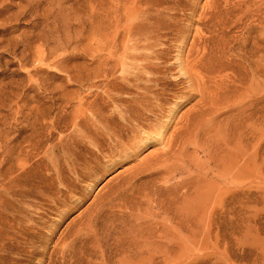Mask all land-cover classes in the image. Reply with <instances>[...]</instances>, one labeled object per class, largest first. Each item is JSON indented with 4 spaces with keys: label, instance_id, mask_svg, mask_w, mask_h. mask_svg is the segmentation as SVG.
Wrapping results in <instances>:
<instances>
[{
    "label": "rangeland",
    "instance_id": "1",
    "mask_svg": "<svg viewBox=\"0 0 264 264\" xmlns=\"http://www.w3.org/2000/svg\"><path fill=\"white\" fill-rule=\"evenodd\" d=\"M129 26L142 34L126 36ZM136 39L147 57L135 64L146 67L124 70ZM113 92L138 98L111 103ZM91 105L115 125L114 108L144 110L155 130L125 140L111 160L77 151L80 177L64 167L70 188L58 192L49 157L74 148L85 123L73 119ZM190 129L198 137L187 159L149 186L169 187V197L184 195L183 183L209 193L194 210L204 234L168 240L153 263L264 264V0H0V264H133L124 196ZM208 139L230 141L236 157L197 147ZM151 201L143 220L164 222ZM98 210L104 220L92 227Z\"/></svg>",
    "mask_w": 264,
    "mask_h": 264
},
{
    "label": "bare ground",
    "instance_id": "2",
    "mask_svg": "<svg viewBox=\"0 0 264 264\" xmlns=\"http://www.w3.org/2000/svg\"><path fill=\"white\" fill-rule=\"evenodd\" d=\"M133 19H135V18H133ZM129 25H130V23H129ZM128 28H129V31H126V32H128V34L126 35V33H125L126 36H128V35L129 36H136V35L138 36V35H141L142 31H143L142 26L137 27L136 29L131 28V26H129ZM208 41L209 40H207V42ZM139 42H140L139 39H136V41L134 43L129 42L130 44H127V42H126L124 53L122 52L123 53L122 60H121L122 63L120 64V65H122V68L124 70H128L127 69L128 67H130L132 69H143L146 67V65L135 64L137 59L147 57V56H144L141 52H137L138 50H140L142 48L141 45H139ZM178 62L180 63V61H178ZM179 66H180V71H182L180 64H179ZM125 81H126V79H125ZM125 95H126L125 97H122L121 93H119V92L109 93L108 94V100L111 103H116L119 101L129 102L130 99L138 98V97L134 98V97H132L131 94H128V93H125ZM81 109H83V106ZM146 110H149V109L146 108ZM202 112H204V111L202 110ZM113 113H114L115 117H117L119 120L118 125L114 124V116L102 115L100 108L95 107L94 105L88 106L86 110H81L75 115V117L73 119V123L75 126H79V125L81 126L82 123H85L84 127L81 126L83 128L82 132H79L80 140H78V141L75 140L77 142V144L74 146V148H69L70 146H68V148L61 149V153H60L61 155H58L59 153L56 154L55 152H52L50 157H49V165H48V167H46L48 170L54 171L53 176L55 174L56 177L54 176V178L59 182V185H63L62 182H64L63 181L64 179H62L63 177H61L62 172L65 171L64 167H66L69 172H72L74 174L73 176L76 177V179H75L76 181L80 177V175L78 174V169H77V151L81 152L83 150L87 155H89V156L91 155V157L96 156L97 158L103 156V153L105 151H107V152H109L108 155H106L104 153L105 156H103V157L106 158V156H107L109 158V160H111L115 155H118V154H120L121 151L124 152L126 150L125 143H124L125 140L129 141L130 139H134V138L140 139V133H141L140 131H144L146 128L147 129L149 128L151 130L152 129L155 130V127H156L155 124L144 123V120L148 119L150 117L144 110L141 111L137 108H130V107L128 108L125 105L124 108H122L121 106H119L118 108H114ZM87 123L90 124L89 125L90 127L88 126V128H86ZM120 124L122 125V127H120ZM197 126H196V128H197ZM194 127H195V125H194ZM194 129L195 128H193V130ZM197 129H199V128H197ZM196 131H198V130H196ZM192 133L193 132L191 129L189 130V133L187 131L186 135L182 136L177 141V144H175V146L173 148H171V150H169L168 152H166L162 156V158L164 159V160L162 159L163 160L162 163L161 162H154V165L152 164L151 167L148 168L149 169L148 173L149 172H151V173H149L148 175L146 173V175L142 176L145 181H143L142 184H138V188L135 187L136 188V189L134 188L135 191L132 192L130 196H124L122 206H123V208L127 209L128 211H125L124 214L122 212V214H120V215H122V217L126 216L127 218H131L132 220L133 219L135 220V221L133 220L134 222L132 224V227L134 228L133 229V233H134V235H133L134 242L133 243L134 244L136 243V246L138 245V247H139L136 250L137 256H139V258H137L135 260L136 262L133 261V264H134V262H135V264H154L153 261H155V258L157 256L165 254L166 251H169L168 250L169 246H172V245L178 246V244L180 242V241L178 242V238H180L181 236H183V235L188 236L190 234H196V233L203 236V234H204V231L202 230V228L200 230H198L199 228L197 227V224L200 223L201 219H200V217L197 216L199 214H196V212L198 211L197 209L201 206V204H204V200L209 198V195H210L209 193H206L202 190L201 191L200 190H194L193 192H191L190 187H189L190 184L188 185L187 183H183L181 186V189L182 188L186 189V193L184 195L182 194L183 196L181 195L179 197L176 196L175 194H172L175 196H173V197L170 196L171 197L170 198L168 196L169 193L171 194V192H170L171 189L170 190L168 189L169 187H164V186L162 187V186H158V185L154 186L155 184L153 186H151V185L149 186V184L151 183V181H153V179L155 181L156 175L172 174V172H173L172 170L174 169V167L177 168V164L175 163L176 164L175 165L174 162H176V161H182L183 162L187 159L186 158V151L189 148V145H193L196 143V141H197L196 136L198 137L197 132L195 134H192ZM200 133H202V132H200ZM79 135H77V136H79ZM211 135H213V134H211ZM211 135H209V137ZM229 135H228V137H229ZM217 136H219V138L218 137L217 138L219 140H221V138H220V136L222 137L221 133ZM232 136H234V135H232ZM231 137H230V140H231ZM217 138L215 136V139H216L215 141H218ZM233 138H235V137H232V140H234ZM200 139H202V138H199V140ZM224 139H226V141H227V138H224ZM208 140L211 141V139H208ZM212 142H213V139L211 141V144L208 142V143H206V145L200 144L201 142L198 144V142H197V144H198L197 147L201 148V150L202 149L206 150L207 148H211L212 150L214 149L215 153H219L221 155L222 154H225V155L230 154V156H231L230 158H232V156L237 153L235 151H234L235 152L234 153L231 150H228V146H229V144H231V143H229L230 141H228V143H224L225 141L223 140V142H221V143H224L225 145L223 144L222 146H217L219 144H216V147L213 146V144H215V142L214 143H212ZM238 142L237 143L235 142V144H238ZM240 143H242V142H239V144ZM65 146H67V145H65ZM90 146H92V147L95 146V147L92 148ZM104 146L106 148H104ZM174 148H176V149H174ZM172 150H173V155L171 154ZM79 152H78V154H79ZM208 154H211L210 150H208ZM61 161L67 162L68 165L67 166L61 165L60 164ZM151 168H152V171H150ZM174 170H176V169H174ZM93 172H94V170H93ZM231 173H233L234 177L237 176L236 172L223 171L221 178L223 177V175H225V176L226 175L227 176L232 175ZM90 175H92V174H90ZM243 175L245 176V175H247V173L244 171ZM145 177H146V179H145ZM157 177L158 176H156V178ZM89 178H91V177L89 176ZM56 180H55V182H57ZM154 181H153V183H154ZM69 186L63 185V187L62 186L57 187L56 190L58 192H62L64 190H67ZM208 188H210V187H208ZM176 190H177V188H176ZM182 190H180V191H182ZM178 194H179V192H178ZM180 194H181V192H180ZM150 195L153 196V202L152 201L151 202L153 203L154 207L156 206L157 210L160 212V215H162L161 220H163L164 222H159L157 220L156 221L154 220V222L153 221L148 222L146 219L143 220V216H145L144 214L147 213V211H148V209H146V207L143 203V200H145ZM116 196H118V195H116ZM126 197H128V198H126ZM119 198H121V197H119ZM112 200L113 199H111L109 201L112 202ZM120 200H122V199H120ZM107 204L110 205V203H107ZM107 204H104L102 206L104 207ZM110 206H109V208H110ZM189 210H191V211H189ZM194 210H197V211L195 212ZM102 211L103 210H100V211L98 210V212H95V214L92 216V218H89L90 220H89L88 224L91 225L92 227H97L98 222L101 223V220L102 219L104 220V214H105L104 211L106 212V210L103 211L104 214L102 213ZM108 211H110V210H108ZM193 211H194V213L192 214ZM190 212H191V214H190ZM107 213H109V212H107ZM110 215H114V214L110 213ZM196 216H197V218H196ZM123 221H121V222H123ZM131 221H130V224H131ZM117 222H119V221H117ZM168 224L170 225V227L166 226ZM103 233L104 232H102L101 234H103ZM107 233H108V231H107ZM99 235H100V233H99ZM179 235H180V237H178ZM182 238H184V237H182ZM168 240H170L173 243L172 244L170 243L171 245L166 247V243L170 242ZM96 241H98V240H96ZM99 241L101 244L100 239H99ZM92 243H93V241H92ZM181 243H180V245L182 246ZM100 244L98 246H100ZM95 249H94V251H96ZM99 249L101 250V246ZM182 249H181V251L184 252V250L186 251L187 248L183 249V250ZM71 257H73V256H71ZM137 261H138V263H137Z\"/></svg>",
    "mask_w": 264,
    "mask_h": 264
}]
</instances>
